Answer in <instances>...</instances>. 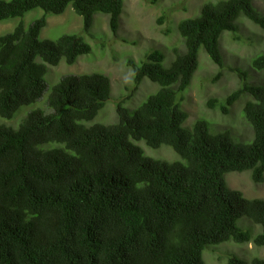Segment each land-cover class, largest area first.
Here are the masks:
<instances>
[{"label": "trees", "instance_id": "16d2710c", "mask_svg": "<svg viewBox=\"0 0 264 264\" xmlns=\"http://www.w3.org/2000/svg\"><path fill=\"white\" fill-rule=\"evenodd\" d=\"M123 1L0 0V22L42 11L27 27L19 22L0 36V264H205L209 246L264 247V199L245 198L224 178L247 171L254 184L264 180V84H247L239 73L240 87L222 102L208 100L227 114L241 96L250 97L241 111L252 129L249 142L212 134L202 119L184 126L180 106L200 49L221 67L219 37L237 31L239 16L264 29L254 0L208 2L182 20V50L167 67L158 49L146 51L140 65L129 61L135 89L143 79L158 89L134 108L124 105L129 98L118 102L113 123L87 125L110 97L102 73L65 75L40 102L50 111L32 108L47 90L48 66L72 65L91 51L79 34L41 40L48 14L71 5L87 34L100 13L116 34ZM251 65L264 71V52ZM24 108L30 109L13 123ZM132 140L168 146L180 161L145 156ZM242 217L260 232L239 227ZM223 264L264 259L230 255Z\"/></svg>", "mask_w": 264, "mask_h": 264}, {"label": "rangeland", "instance_id": "374dc122", "mask_svg": "<svg viewBox=\"0 0 264 264\" xmlns=\"http://www.w3.org/2000/svg\"><path fill=\"white\" fill-rule=\"evenodd\" d=\"M216 1L124 0L120 26L116 34L109 31L107 16L100 13L94 15L88 34L82 32L81 18L73 12L71 5L60 15H48L47 24L39 35L41 40L54 41L64 34H79L90 45L91 51L88 55L79 57L72 65L61 61L57 66H48L45 75L47 90L42 97L46 99L49 89L65 75L95 72L107 74L111 83L110 100L92 123L115 122L114 105L116 103L132 94L130 100L124 105L133 108L157 89V85L144 79L137 90L132 93L133 73L126 64L127 60L132 59L137 64L140 63L144 53L150 48L161 50L167 57H170L175 48H182V40L178 36L176 25L183 19L197 16L201 5ZM254 6L260 13H264V0H255ZM41 15L42 12L39 9L29 11L24 16V25L27 26ZM160 18L163 19L162 23H158ZM21 21L11 18L1 22L0 35L12 31ZM219 46L224 63L223 68L220 69L208 60L203 49L199 50L198 68L192 76L188 90L184 91L181 104V108L188 114L184 126L189 128L196 120L202 119L207 122L209 132L212 134L227 132L238 141L249 142L252 138V130L241 111L250 97H241L229 107L227 114H222L217 107L211 108L208 100L222 102L232 91L240 87V79L233 70L236 68L246 74V79L251 84H264V72L257 73L250 66L251 59L264 51V30L248 19H240L237 21V31L223 33ZM166 56L164 66H169L174 57L167 58ZM217 74L220 75L216 77ZM37 106L49 111L45 104L39 103ZM29 109L24 108L15 117L13 123H17ZM92 123L88 122L87 125ZM187 124L190 125L187 126ZM132 142L143 150L145 156L152 159L165 162L180 161L179 156L168 146L162 145L157 149H152L147 147L143 141L132 140ZM224 178L229 188L239 190L245 198L264 199V180L262 184H254L249 172H230L225 174ZM237 225L249 232L253 231V236L261 230L259 225L253 224L245 217L239 219ZM209 247L211 248L203 252L205 264H223L230 255L246 261L255 257L264 259V247H255L252 243L237 244L229 241Z\"/></svg>", "mask_w": 264, "mask_h": 264}, {"label": "clouds", "instance_id": "9594fccd", "mask_svg": "<svg viewBox=\"0 0 264 264\" xmlns=\"http://www.w3.org/2000/svg\"><path fill=\"white\" fill-rule=\"evenodd\" d=\"M217 1H221V0H217ZM217 1H216V2H217ZM254 1H255V0H254ZM254 1H253V7L256 9V7L254 6ZM206 3H208V2H206ZM211 3H215V2H211ZM203 5H204V4H203ZM203 5H201L200 7H202ZM122 8H123V7H122ZM34 10H35V9H34ZM72 10H73V9H72ZM256 10H257V9H256ZM40 11H41V10H40ZM257 11H258V10H257ZM41 12H42V11H41ZM73 12H74V11H73ZM199 12H200V11H199ZM258 12H259V11H258ZM121 13H122V12H121ZM259 13H260V12H259ZM26 14H27V13H26ZM26 14H25V15H26ZM260 14H264V13H260ZM25 15H24V16H25ZM48 15H50V14H48ZM59 15H60V14H59ZM120 15H121V14H120ZM24 16L21 17V18H17V19L22 20L21 23L23 24L24 27H27L30 23H32L33 20L36 19V18L33 19V20H32L27 26H25V25H24ZM37 18H39V17H37ZM191 18H192V17H191ZM243 18L247 19V18L244 17V16H239V17L235 20V24L237 25V21L240 20V19H243ZM161 19H162V18H161ZM183 20H184V19H183ZM248 20H249V19H248ZM5 21H6V20H5ZM162 21H163V19H162ZM162 21L159 22V19H158V23H162ZM249 21H250V20H249ZM1 22H4V21H1ZM1 22H0V23H1ZM180 22H181V21H180ZM180 22H179V23H180ZM179 23L176 25L177 30H178V25H179ZM252 23H253V22H252ZM46 24H47V17H46ZM253 24H254V23H253ZM107 26H108V17H107ZM119 26H120V17H119ZM257 26H258V25H257ZM108 28H109V27H108ZM90 29H91V28H90ZM118 29H119V27H118ZM263 30H264V29H263ZM89 31H90V30H89ZM109 31H110V30H109ZM10 32H11V31H10ZM110 32H111V31H110ZM88 33H89V32H88ZM88 33H87V34H88ZM223 33H225V32H223ZM223 33H222V34H223ZM229 33H234V32H229ZM112 34H113V33H112ZM222 34L220 35V37L222 36ZM0 36H1V35H0ZM178 36L180 37L179 31H178ZM220 37H219V40H220ZM180 38H181V37H180ZM219 40H218V41H219ZM150 49H151V48H150ZM219 49H220V46H219ZM175 50H176V51H175ZM181 50H182V49H176V48H175V49L172 51V55H171L170 57H167L166 54H165L164 52H163V54H164L167 58H172V57H174V55H175L178 51H181ZM161 52H162V51H161ZM204 52H205V51H204ZM263 52H264V51H263ZM178 53H179V52H178ZM261 53H262V52H261ZM205 54H206V53H205ZM259 54H260V53H259ZM206 57L208 58V60L211 61V59L209 58V56H208L207 54H206ZM221 57H222V55H221ZM143 60H144V57L141 59L140 63H141ZM129 61H132L135 65H140V63L137 64V63H136L135 61H133L132 59H128L127 62H126L127 66H128L129 68L132 69V73H133V76H132V77L134 78V75H135V74H134V71H133V67H132L131 65H130V66L128 65V62H129ZM197 62H198V58H197ZM211 62H212V61H211ZM212 63L215 64L214 62H212ZM169 65H170V64H169ZM215 65H216V64H215ZM223 65H224V63H223V58H222V66H221V67H219V66H217V65H216V66L220 69V68H223ZM250 66H251V68H252L254 71H256L257 73H258V72H264V71H257L256 69H254V68L252 67L251 63H250ZM166 67H167V66H166ZM197 68H198V66H197ZM196 70H197V69H196ZM233 70L236 72V74H237L238 76H239V73H240V74H243V73H244V72H241L238 68L233 69ZM95 73H98V72H95ZM244 74H245V73H244ZM104 75H105V74H104ZM105 76H107V74H106ZM107 77H108V79H109V76H107ZM143 80H144V79H143ZM143 80H142V81H143ZM147 80H148V79H147ZM191 80H192V78H191ZM132 81H133V79H132ZM142 81H141V82H142ZM148 81H149V80H148ZM109 82H110V80H109ZM133 82H134V81H133ZM141 82L139 83V85H141ZM149 82L152 83L151 81H149ZM243 82H245V83H247V84H250V85H253V84H251L250 82H248V80L246 79V74H245V78H244ZM153 84H155V83H153ZM190 84H191V81H190ZM190 84H189V86H190ZM133 85H135V84H133ZM139 85H138L137 87H139ZM155 85H157V84H155ZM256 85H262V84H256ZM189 86L187 87L186 90H188ZM134 87H135V86H134ZM157 89H158V85H157ZM157 89H156V91H157ZM136 90H137V88H136V89L133 88L132 93H133V91H136ZM156 91H155V92H156ZM152 94H153V93H152ZM184 94H185V92L183 91V92H182V99H181V101H180V106H181V104L183 103L182 100H183V98H184V96H183ZM130 95H132V94H130ZM130 95H129V96H128V95L126 96V98H129L128 100H130ZM42 96H43V95H42ZM110 96H111V83H110ZM148 96H149V95H148ZM148 96H147V97H148ZM243 96H248V95H243ZM243 96H241V97H243ZM147 97H145V98H147ZM241 97H240V98H241ZM126 98H124V99H126ZM145 98H144V99H145ZM124 99H123V100H124ZM144 99H142L141 101H139L135 106H137L138 104H140V102H142ZM45 100H46V99H45L44 97H42V98H41L39 101H37L36 103L39 104L40 102H45ZM109 100H110V97H109V99L105 102V105H106V103H107ZM128 100H127V101H128ZM121 101H122V100H121ZM121 101H120V102H121ZM116 104H117V103H116ZM116 104H115V105H116ZM105 105H104V106H105ZM115 105H114V109H115ZM33 106L38 107L37 104H35V105H33ZM33 106H32V108H33ZM45 106H46V105H45ZM135 106H134V107H135ZM243 106H244V105H243ZM46 107H47V106H46ZM134 107H133V108H134ZM30 108H31V107H30ZM40 108H41V107H40ZM103 108H104V107H103ZM103 108H102V109H103ZM242 108H243V107H242ZM41 109H42V108H41ZM47 109L50 111V109H49L48 107H47ZM102 109H101V110H102ZM181 109H182V108H181ZM43 110H44V109H43ZM101 110H100V111H101ZM182 110H183V109H182ZM49 111L46 110V112H49ZM184 111H185V110H184ZM185 112H186V111H185ZM99 113H100V112H99ZM99 113H98V115H99ZM186 113H187V112H186ZM98 115H97V116H98ZM97 116H96V117H97ZM96 117H95V118H96ZM95 118H94V119H95ZM187 118H188V114H187ZM187 118H186V120H187ZM94 119H93V120H94ZM186 120H185V121H186ZM245 121H246V120H245ZM92 122H93V121H91V123H92ZM87 123H88V122H87ZM184 123H185V122H184ZM190 124H191V123H190ZM190 124H189V125H190ZM183 125H184V124H183ZM189 125L187 124V126H189ZM249 126H250V125H249ZM250 128H251V127H250ZM251 130H252V129H251ZM251 139H252V138H251ZM230 189H231V188H230ZM233 190H234V189H233ZM238 191H239V190H238ZM246 244H248V243H246ZM254 246H255V245H254ZM255 247H257V246H255ZM234 256H235V255H234ZM236 257H237V256H236Z\"/></svg>", "mask_w": 264, "mask_h": 264}]
</instances>
